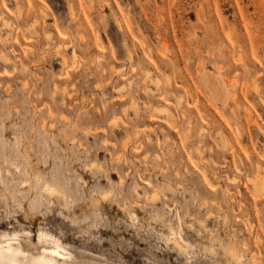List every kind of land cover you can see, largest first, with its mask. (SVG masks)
I'll return each mask as SVG.
<instances>
[{"label": "rangeland", "instance_id": "374dc122", "mask_svg": "<svg viewBox=\"0 0 264 264\" xmlns=\"http://www.w3.org/2000/svg\"><path fill=\"white\" fill-rule=\"evenodd\" d=\"M2 52L0 238L264 264V0H0Z\"/></svg>", "mask_w": 264, "mask_h": 264}, {"label": "bare ground", "instance_id": "6f19581e", "mask_svg": "<svg viewBox=\"0 0 264 264\" xmlns=\"http://www.w3.org/2000/svg\"><path fill=\"white\" fill-rule=\"evenodd\" d=\"M117 23L119 27H123L119 20H117ZM0 59L4 62H8L10 57L2 52L0 53ZM262 102L264 103V99ZM252 122L258 125L259 129L264 133V129L259 125L256 119ZM253 181L258 191L263 190L264 180L260 181L258 179H253ZM43 190L49 195L60 193V190L48 184H44ZM104 197L106 198V195H104ZM2 225H4V222L0 223V226ZM17 241V238L9 237L6 233L2 234L0 238V264H74L72 260H70L72 254L59 244L44 246L42 252L38 256H32L30 252H27L21 247V242ZM179 247H182V245L179 244ZM236 259L241 260L242 257L236 255Z\"/></svg>", "mask_w": 264, "mask_h": 264}]
</instances>
